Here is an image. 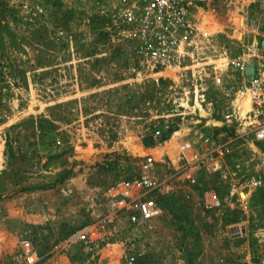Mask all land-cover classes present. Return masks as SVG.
Segmentation results:
<instances>
[{"label": "rangeland", "instance_id": "1", "mask_svg": "<svg viewBox=\"0 0 264 264\" xmlns=\"http://www.w3.org/2000/svg\"><path fill=\"white\" fill-rule=\"evenodd\" d=\"M112 4L0 0V264H25L23 240L38 264H264V144L224 120L225 85L194 90L135 56ZM211 7L231 32L238 13L264 32V0ZM147 158L157 211L132 225L110 191ZM84 225L94 244L53 250Z\"/></svg>", "mask_w": 264, "mask_h": 264}, {"label": "built area", "instance_id": "2", "mask_svg": "<svg viewBox=\"0 0 264 264\" xmlns=\"http://www.w3.org/2000/svg\"><path fill=\"white\" fill-rule=\"evenodd\" d=\"M109 1L114 3L120 34L135 56L146 60L151 69L171 67L181 74H191L188 80L194 90L225 85L224 120L264 144V32L253 20L247 21L243 13H238L237 28L231 32L230 20L225 24L216 21L212 0ZM214 25L217 27L212 29ZM215 57L218 68L210 63ZM218 70L230 75L226 84L215 80L213 73ZM200 162L193 155L187 164L197 171ZM143 168L144 174L122 181L110 191L111 198L124 205L132 225L145 223L157 211V204L149 194L160 190L162 184L151 174V158L146 159ZM187 178L195 183V172ZM206 200L208 209L222 207V198L215 191L208 193ZM96 240L93 229L84 225L73 230L53 250L60 252L73 245L94 244ZM20 250L25 264H38L39 256L32 242L21 241ZM138 263V257L132 253L124 259V264Z\"/></svg>", "mask_w": 264, "mask_h": 264}, {"label": "bare ground", "instance_id": "3", "mask_svg": "<svg viewBox=\"0 0 264 264\" xmlns=\"http://www.w3.org/2000/svg\"><path fill=\"white\" fill-rule=\"evenodd\" d=\"M216 26V25H215ZM213 29V28H212Z\"/></svg>", "mask_w": 264, "mask_h": 264}]
</instances>
